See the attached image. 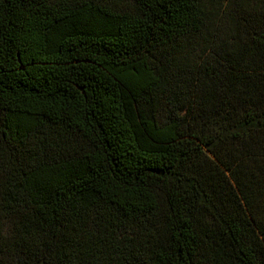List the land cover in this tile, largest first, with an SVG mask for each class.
<instances>
[{"label":"trees","instance_id":"16d2710c","mask_svg":"<svg viewBox=\"0 0 264 264\" xmlns=\"http://www.w3.org/2000/svg\"><path fill=\"white\" fill-rule=\"evenodd\" d=\"M0 264H264V0H0Z\"/></svg>","mask_w":264,"mask_h":264}]
</instances>
